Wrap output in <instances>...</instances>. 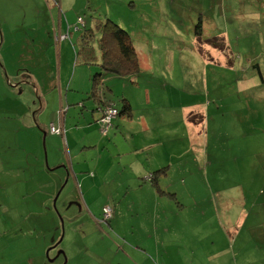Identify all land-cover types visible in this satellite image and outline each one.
<instances>
[{"label": "rangeland", "instance_id": "obj_1", "mask_svg": "<svg viewBox=\"0 0 264 264\" xmlns=\"http://www.w3.org/2000/svg\"><path fill=\"white\" fill-rule=\"evenodd\" d=\"M55 4L23 0L11 12L12 29L4 30L13 43L9 38L0 45L8 69L30 68V91L20 80L19 96L30 105L35 127L20 128L11 166L15 172L9 176L30 183V205L20 199L11 206L19 209L17 222L30 207V241L17 250L4 247L3 264H264V0H62L71 21L64 33ZM104 14L129 31L141 67L150 75L134 82V75L107 72L102 80L112 88H103L119 110L129 97V130L142 116L148 127L157 125L154 146L141 147L148 130L134 131L133 144H139L135 155L143 152L163 163L139 182L130 173L121 188L108 184L107 175L103 182H92L82 178V169L71 171L70 162L80 154L68 157L61 139L52 145L35 120L37 112L49 118L34 85L48 87L57 76L62 40L72 48L71 57L63 46L61 67L76 69L74 87L89 89V69L104 71L75 60L78 27ZM21 15L30 28L20 22ZM213 36L219 38L217 47L208 42ZM74 87L66 104L74 107L68 118L77 126L83 118L76 102L88 96ZM74 93L80 98L70 102ZM97 124L101 133L98 118ZM123 131L127 135V126ZM101 148L88 146L85 158ZM38 151L39 171L32 169V154ZM29 155L30 178L21 168ZM55 157L63 165L53 166ZM83 173L92 175L91 168ZM104 205L113 210L107 219L98 211ZM59 249L63 252L57 254Z\"/></svg>", "mask_w": 264, "mask_h": 264}, {"label": "crops", "instance_id": "obj_2", "mask_svg": "<svg viewBox=\"0 0 264 264\" xmlns=\"http://www.w3.org/2000/svg\"><path fill=\"white\" fill-rule=\"evenodd\" d=\"M52 1L53 4L56 3L55 5L58 6V29L61 30L60 32L64 33L65 28L69 22H71L67 18V13L69 11L62 6V0ZM20 4H23V0H0V45L3 41L9 40V38L11 40V44L13 43L14 38L9 32L6 37L4 30L12 29L13 21H11V12H14L16 8L20 7ZM26 6L30 7V5ZM27 12L29 11L27 10ZM19 18H21L20 22H22V24H27L30 28V20H27L26 16L21 15ZM63 21L66 23V26H63ZM16 23H19V20H16ZM66 45L72 57V48L70 43L66 40H62L60 42L61 55L59 53V56H56L57 76L50 80L48 87H45L46 89L39 84L38 85L40 87H36V85H34L35 91L41 98L39 102L41 108L49 107L50 111L49 118L47 119H41L40 113H36L35 120L37 121L36 123L38 126L43 128V136H45V138L48 137V139H50V143L54 141L52 145L56 146V139H58V141L60 139L63 140L64 148L68 151V155L70 154L71 156H75L77 152V155L80 154L78 156V160L76 159V161L72 160L70 162V170L75 172L82 169V178L84 179L90 177L92 182H96L100 178L103 182V179L107 175L106 182L115 188L123 187L124 184H126L124 180L128 183L130 173H134L132 174L133 178L134 175H136L135 179H137V182H139V178L148 179L146 172L149 170L148 173H151L156 168V165L162 167L163 163H160L161 159L159 158L155 159L154 157L147 158L146 156H143V152H139L138 156L135 155V153L138 152L139 144H133V140H135L134 131L138 133L143 130L146 134L148 130V141L146 142L144 140L142 142V148L145 147L144 145L147 143L148 146H154L158 142L157 138H159V135H157L156 132L157 125L153 122L151 126L148 127V120L146 119L147 116H142L139 125L136 126V129L133 131L129 130L130 125L128 124L127 118L132 116V114H125L120 111V113L112 118L111 125L104 136L100 133L99 125L97 124V118L100 115L97 108H95L97 102L89 104V101H86L87 98L82 95L81 100L76 103L80 104L81 102V108L78 113L82 116L83 121L77 126H72V124L69 123L70 119L68 116L70 110L74 109V107H69L66 103L68 101V89L74 87L72 79L76 69L74 68L71 72H67L66 67H61V57L64 53L63 46L66 48ZM2 60L3 59L0 57V264L7 263L5 261L6 257L2 254L4 247H13L17 250L21 244L22 248H25L26 242L30 241V207L27 208L25 213L20 217L21 222H17L15 217L18 216L19 209H13L11 207L14 202H17V200L20 199L24 202L26 207L30 205V183L26 184V181H24L25 183L13 181V179H9V176L15 172L12 171L11 166L15 162L14 151L15 147L18 146L17 141L19 140L20 128L26 127L30 129V127H34V124L30 122V105L21 103L23 100H20L19 92L23 88L20 84H18L21 80L30 91V68L25 65L23 67H17L16 70L14 68L8 69L7 66L4 65L5 63L3 64ZM143 69L148 70V68ZM20 71H23L21 73V77H19ZM114 81L115 78L113 77L110 82ZM115 82L113 83V87L115 86ZM74 88H76V91L83 90V94L88 90L85 84L82 88L77 87V85ZM111 88V85L106 86V90ZM50 95H54V98H50L51 102L48 101V97ZM79 98L80 96H77L74 93V96L70 98V102H73L71 101L73 99L78 100ZM105 98H110L106 92ZM110 99V101L113 102L112 98ZM125 99L128 100L132 109L129 97H125ZM88 108H90L91 111L88 110L87 113L86 110ZM50 122H53L55 125H62V132L57 133L50 131ZM195 125V123L192 125L191 134L193 133L196 136ZM126 126L128 131L127 135L123 131ZM37 133L38 132L36 131V134ZM91 145H99L102 148L98 153L95 151L94 155H92L90 160H88L87 157L85 158V151L86 148ZM70 155L68 157H70ZM32 156L36 158L35 165L32 169L36 168V170L39 171L41 169V164H37V160L39 161L41 152L38 151L33 153ZM29 158L30 155L24 157L25 160L23 161L21 168L30 178V174L32 176L34 173L30 171V161H28ZM153 160L156 162L155 164L153 163ZM51 164L53 166H61L63 165V161L55 157L53 158ZM90 168L92 175L89 173H83L85 170ZM151 177L156 178L154 177V174ZM100 210H102V208L98 211L100 212ZM91 214H98V212H92ZM24 224L26 230L23 227ZM24 237H26V240ZM24 240L25 242H22ZM26 259L28 260V263H30V255ZM16 262L18 261L16 260Z\"/></svg>", "mask_w": 264, "mask_h": 264}, {"label": "trees", "instance_id": "obj_3", "mask_svg": "<svg viewBox=\"0 0 264 264\" xmlns=\"http://www.w3.org/2000/svg\"><path fill=\"white\" fill-rule=\"evenodd\" d=\"M82 26L83 28H78V46L75 48V60L81 61L89 67L97 65L101 70L104 69V71H95L93 73L92 69H89L90 88L85 92L88 97L97 102L95 108L100 111L102 106L107 105L111 100L110 98H105V90L103 88L105 85H109L102 80V76L105 79L107 72L112 73L114 77L120 75L127 76L128 79H131L132 75H134V78H132L134 82L136 79L138 81L140 75L146 76V74L150 75V73L145 72L141 67L137 46L133 38L129 31L119 24L117 20L115 21L104 14L101 17L93 16L92 24L84 25L83 23ZM193 34L199 37L198 31L194 30ZM218 39V37L213 36L208 39V42L217 47L220 44ZM220 46V49H223V45ZM122 100L118 113L121 111L129 114L131 110L130 104L127 99L123 98ZM105 133H102V135H105ZM151 182L156 185L158 183V181ZM168 193L170 195L174 194L173 192Z\"/></svg>", "mask_w": 264, "mask_h": 264}, {"label": "built area", "instance_id": "obj_4", "mask_svg": "<svg viewBox=\"0 0 264 264\" xmlns=\"http://www.w3.org/2000/svg\"><path fill=\"white\" fill-rule=\"evenodd\" d=\"M118 114V108L114 105V103H108L104 105L100 109V115L98 121L101 124V131L102 133L107 132L109 126L111 125V120ZM49 129L52 132H62V125H55L53 122L49 123ZM103 218L107 219L112 214V208L110 205H104L102 208Z\"/></svg>", "mask_w": 264, "mask_h": 264}, {"label": "water", "instance_id": "obj_5", "mask_svg": "<svg viewBox=\"0 0 264 264\" xmlns=\"http://www.w3.org/2000/svg\"><path fill=\"white\" fill-rule=\"evenodd\" d=\"M60 252H63V249H59L57 250V254H59ZM50 260L54 259V257H49Z\"/></svg>", "mask_w": 264, "mask_h": 264}]
</instances>
